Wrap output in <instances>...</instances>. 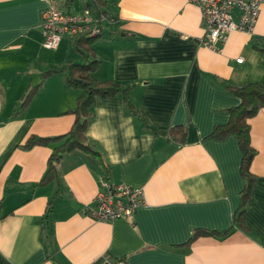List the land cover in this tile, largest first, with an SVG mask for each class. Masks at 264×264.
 <instances>
[{
    "label": "crops",
    "instance_id": "crops-1",
    "mask_svg": "<svg viewBox=\"0 0 264 264\" xmlns=\"http://www.w3.org/2000/svg\"><path fill=\"white\" fill-rule=\"evenodd\" d=\"M88 3L0 0V264H264V108L249 120L256 152L238 222L245 184L238 141L208 137L239 103L225 84L264 82L253 46L264 43V2L253 30L230 32L216 50L201 44V11L189 0ZM50 4L71 12L90 6L106 16L87 55L97 60L92 74L128 86L144 121L121 93L96 96L85 136L101 160L78 149L65 153L57 177L41 183L62 140L22 145L30 135L69 130L80 90L67 84V64L85 60L79 37L42 46ZM232 14L237 21V10ZM175 127L183 128L182 140ZM102 180L142 187L143 203L129 218H91Z\"/></svg>",
    "mask_w": 264,
    "mask_h": 264
},
{
    "label": "trees",
    "instance_id": "trees-1",
    "mask_svg": "<svg viewBox=\"0 0 264 264\" xmlns=\"http://www.w3.org/2000/svg\"><path fill=\"white\" fill-rule=\"evenodd\" d=\"M91 2L87 5L94 4L98 9L101 4L105 3V0H91ZM96 37L98 36H79L76 40V48L84 55L85 60L81 63L68 62L67 64L68 73L66 75V82L68 85L80 90L76 105L70 110L74 115V120L69 130L58 136L30 135L22 145L24 149H29L35 145H48L50 142L62 140L60 145L53 148L48 158L46 171L40 180L41 183L51 181L57 177V163L65 153L78 149L91 155L98 161L101 160L99 152L88 143L85 136L90 108L96 96H109L121 93L131 111L137 114V116L142 117L133 107L128 97V86L121 85L119 82L110 79L99 81L93 76L92 73L96 68L97 60L89 59L87 55L92 51L91 44ZM253 46L262 54L261 63L264 66V43H254ZM50 71L52 70L46 71L45 74H49ZM39 85L32 87L26 92L23 105L35 94ZM225 87L239 98V103L228 109V120L225 123L214 125L208 137L223 138L232 134L238 141L241 150L240 172L245 179L241 203L235 213V222H238L243 213L248 189L253 179L250 163L256 152L250 142L249 120L259 110L264 108V82H245L239 85L225 84ZM141 119L144 121L143 117ZM174 129V134L182 140L184 136L183 128L175 127ZM201 233L208 232L196 231L194 236Z\"/></svg>",
    "mask_w": 264,
    "mask_h": 264
},
{
    "label": "built area",
    "instance_id": "built-area-1",
    "mask_svg": "<svg viewBox=\"0 0 264 264\" xmlns=\"http://www.w3.org/2000/svg\"><path fill=\"white\" fill-rule=\"evenodd\" d=\"M196 4L203 22L204 34L201 44L218 49L228 34L234 30L251 32L258 19L264 0H189ZM233 10L239 16L235 21ZM108 19L98 10L84 6L78 12H71L47 6L42 12L40 31L41 44L47 49H56L63 37L73 39L81 35L100 36ZM109 23V21H108ZM241 62L242 58H236ZM95 207L88 210L89 216L96 220L129 218L143 203V190L140 186L125 183H111L102 180L95 195ZM95 264H125L121 260H101Z\"/></svg>",
    "mask_w": 264,
    "mask_h": 264
},
{
    "label": "clouds",
    "instance_id": "clouds-1",
    "mask_svg": "<svg viewBox=\"0 0 264 264\" xmlns=\"http://www.w3.org/2000/svg\"><path fill=\"white\" fill-rule=\"evenodd\" d=\"M132 144H133V147H135L136 141H133ZM113 162H115V157H113Z\"/></svg>",
    "mask_w": 264,
    "mask_h": 264
},
{
    "label": "rangeland",
    "instance_id": "rangeland-1",
    "mask_svg": "<svg viewBox=\"0 0 264 264\" xmlns=\"http://www.w3.org/2000/svg\"><path fill=\"white\" fill-rule=\"evenodd\" d=\"M71 45H72L71 48H73L74 44L72 43Z\"/></svg>",
    "mask_w": 264,
    "mask_h": 264
}]
</instances>
